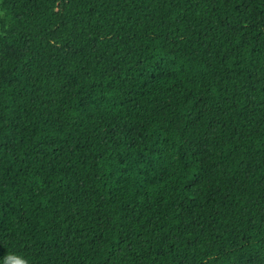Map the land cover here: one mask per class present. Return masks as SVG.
I'll list each match as a JSON object with an SVG mask.
<instances>
[{"label":"trees","instance_id":"trees-1","mask_svg":"<svg viewBox=\"0 0 264 264\" xmlns=\"http://www.w3.org/2000/svg\"><path fill=\"white\" fill-rule=\"evenodd\" d=\"M264 264V0H0V264Z\"/></svg>","mask_w":264,"mask_h":264},{"label":"clouds","instance_id":"clouds-1","mask_svg":"<svg viewBox=\"0 0 264 264\" xmlns=\"http://www.w3.org/2000/svg\"><path fill=\"white\" fill-rule=\"evenodd\" d=\"M5 264H27V261L19 256H9L6 258Z\"/></svg>","mask_w":264,"mask_h":264}]
</instances>
